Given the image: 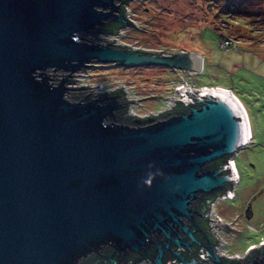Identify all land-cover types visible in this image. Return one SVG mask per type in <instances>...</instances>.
Listing matches in <instances>:
<instances>
[{
  "label": "water",
  "instance_id": "water-1",
  "mask_svg": "<svg viewBox=\"0 0 264 264\" xmlns=\"http://www.w3.org/2000/svg\"><path fill=\"white\" fill-rule=\"evenodd\" d=\"M119 9L115 0H0V264H82L105 249L117 264L115 255L150 248V263L140 264H163L164 251L177 264H196L170 247L187 245L182 235L197 242L184 222H193L195 202L229 193L226 185L237 179L232 160L227 174L226 166L204 167L235 155L249 137L244 110L228 90L184 81L177 98L143 97L170 108L132 125L117 121L124 104L111 92L122 90L129 103L143 98L126 99L123 86L95 92L98 85H71L91 61L159 65L180 77L201 70L195 51L149 54L107 36L93 41L109 21L129 24ZM75 87L93 97L74 100ZM177 101L184 110L160 117ZM124 114L143 118L128 106ZM235 264H264V254Z\"/></svg>",
  "mask_w": 264,
  "mask_h": 264
},
{
  "label": "rangeland",
  "instance_id": "rangeland-1",
  "mask_svg": "<svg viewBox=\"0 0 264 264\" xmlns=\"http://www.w3.org/2000/svg\"><path fill=\"white\" fill-rule=\"evenodd\" d=\"M223 6L224 0H131L125 14L136 27L124 26L107 38L131 49L195 51L203 57L199 72L180 77L159 65L124 67L91 61L74 73L82 75L72 76L78 80L71 84L98 85L95 92L123 86L126 99L134 100L177 97L174 89L186 83L197 90H228L239 100L250 140L231 156L238 175L234 198L217 201L212 212L237 230L213 229L227 252L241 255L248 245L264 240V18L226 16ZM260 6L264 11V0ZM224 40L230 43L227 49L220 46ZM167 108V101L159 97L128 104L129 111L140 117Z\"/></svg>",
  "mask_w": 264,
  "mask_h": 264
},
{
  "label": "trees",
  "instance_id": "trees-1",
  "mask_svg": "<svg viewBox=\"0 0 264 264\" xmlns=\"http://www.w3.org/2000/svg\"><path fill=\"white\" fill-rule=\"evenodd\" d=\"M119 5H120V9H119V14H123L126 17L125 14V5L130 2L131 0H115ZM225 2V6H223V10L222 13L226 14V16H232V17H236V18H250V17H260V15H262L261 17L264 18V11L261 9V3L262 0H224ZM124 27V24L118 23V22H113V21H109L106 23V25L101 26L98 28L97 32H93L91 34V37L93 38V41L95 42H102V38L101 36H115L117 35L118 31ZM112 47L114 48H122V49H127L129 51H133L131 49H128L126 47H120V46H116L111 44ZM139 52L142 53H149L147 51L144 50H138ZM149 54H153V53H149ZM70 82H72L71 79H69ZM69 82V83H70ZM107 93L101 95L104 96ZM110 94V93H108ZM111 94H118L120 96L121 101L124 104V109H122L120 112H118V117H117V121L121 122V123H127V124H144L147 120H153L154 117L153 116H147V117H143V118H136V117H127L124 112L125 109L127 108L129 102L126 101L124 99V95H123V91L122 90H114L113 92H111ZM71 97L74 100H86L89 98L93 97V94L91 91H88L87 88H81V87H75V90H73L71 92ZM98 97V96H97ZM185 106H183L182 103H180L179 101L176 102L174 108L172 111H166V112H162L160 115V117H163L169 113H172L173 111L176 110H184ZM158 117V116H156ZM231 160V156L229 155H225L221 158L215 159L211 162H208L204 167L206 169H218L221 168L222 166H226L227 169L226 171L229 172L228 169V162H230ZM227 190L231 189V184H227L226 185ZM216 194H213L212 196H209L207 198L203 197L202 201H200V203H198V200L195 202L197 203V206L199 207V211H204V212H208L210 210V204L213 202L214 198H215ZM195 205V204H194ZM195 208V206H194ZM110 249H105L102 250L100 252V255H92L90 257H88L87 259H85L82 264H109V261L107 259V257L110 255ZM153 254H148V251L144 254H138V253H134V252H128L127 254L123 255H115L114 259L116 260V262H119L121 264H138L142 261H148L150 263ZM264 254V251H261L260 253H258V255H262ZM149 255V257H148ZM236 261H234L232 264H235Z\"/></svg>",
  "mask_w": 264,
  "mask_h": 264
},
{
  "label": "flooded vegetation",
  "instance_id": "flooded-vegetation-1",
  "mask_svg": "<svg viewBox=\"0 0 264 264\" xmlns=\"http://www.w3.org/2000/svg\"><path fill=\"white\" fill-rule=\"evenodd\" d=\"M127 25H130V20H129V24ZM127 25H124V26H127ZM170 70L172 71V69ZM122 109H124V106ZM229 167H230V162H228V169L230 170ZM227 173L228 172L226 170L221 172V174H227ZM237 179H238V175H237ZM234 180L235 178L233 176L232 181L228 183V184H231V189L229 190V193H225L222 191L214 192L210 195H206L205 198L212 196L213 194H216L213 200V202L216 203L219 200L226 199V198L220 199V196H226L227 194H231V199H233L235 196L234 188H233ZM202 200L204 199H199L198 203H200V201ZM194 206H195L194 209L197 211V214L194 215L193 222L189 223L187 220H185L184 222L189 225V229L192 232L195 239L197 240V242L195 243L190 242L189 239L185 235H182L183 238L186 240L187 245H182L180 250H177V248L174 246L170 247L171 251H178L180 257H182L184 260L186 261L195 260L196 264H218L214 262L212 258L209 256L208 253H211L214 256H216L219 259V261H221V263L232 264L234 261H239V262L249 261L250 259L257 256L258 253H260L261 251H264V243L262 242L264 240H262L258 242V245H254V244L248 245L244 249L241 255L237 253L227 252L225 250L226 249L225 242L220 240V237L214 233L213 229L215 228L218 231L227 230V228L229 227L228 223L217 213L214 215L215 219H212L210 216V210L208 212L199 211L198 209L199 207L197 206V203H195ZM157 239L162 240L163 236H158ZM149 253L150 254L153 253L152 248L149 249L148 254ZM162 262L163 264H177V259L173 257L168 251H164ZM117 264H121V263L117 262Z\"/></svg>",
  "mask_w": 264,
  "mask_h": 264
},
{
  "label": "built area",
  "instance_id": "built-area-1",
  "mask_svg": "<svg viewBox=\"0 0 264 264\" xmlns=\"http://www.w3.org/2000/svg\"><path fill=\"white\" fill-rule=\"evenodd\" d=\"M116 36V35H115ZM109 37H112V36H107L106 38H109ZM114 43V42H113ZM230 43H229V41L228 40H224V41H222V42H220V46L224 49V48H228ZM72 83V82H71ZM72 85V84H71ZM73 86V85H72ZM197 90V89H196ZM198 90H200V89H198ZM175 98H177V97H175ZM236 176H237V174H236ZM227 197L228 196H220V199H227ZM228 198H231V197H228ZM214 203L215 202H212L211 204H210V210L212 211L213 210V208H214Z\"/></svg>",
  "mask_w": 264,
  "mask_h": 264
},
{
  "label": "bare ground",
  "instance_id": "bare-ground-1",
  "mask_svg": "<svg viewBox=\"0 0 264 264\" xmlns=\"http://www.w3.org/2000/svg\"><path fill=\"white\" fill-rule=\"evenodd\" d=\"M208 90H210V89H208ZM238 100V99H237ZM238 102H239V100H238ZM240 103V102H239ZM240 105H241V103H240ZM242 106V105H241ZM243 108V107H242ZM247 121V120H246ZM247 127H248V124H247ZM248 134H249V129H248ZM250 139H249V137H247V141H246V144L248 143V141H249Z\"/></svg>",
  "mask_w": 264,
  "mask_h": 264
},
{
  "label": "crops",
  "instance_id": "crops-1",
  "mask_svg": "<svg viewBox=\"0 0 264 264\" xmlns=\"http://www.w3.org/2000/svg\"><path fill=\"white\" fill-rule=\"evenodd\" d=\"M244 110V109H243ZM248 124V123H247ZM249 129V128H248Z\"/></svg>",
  "mask_w": 264,
  "mask_h": 264
}]
</instances>
